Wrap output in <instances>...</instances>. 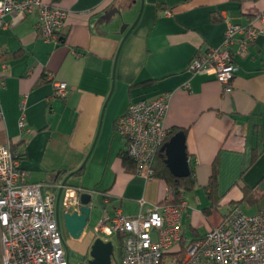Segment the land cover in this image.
Returning a JSON list of instances; mask_svg holds the SVG:
<instances>
[{"label":"crops","instance_id":"crops-1","mask_svg":"<svg viewBox=\"0 0 264 264\" xmlns=\"http://www.w3.org/2000/svg\"><path fill=\"white\" fill-rule=\"evenodd\" d=\"M45 1L69 11L62 41L41 37L37 12L7 16L9 25L0 26V145L22 153L29 182L63 179L94 191L96 207L82 238L85 261L97 238L109 241L97 231L105 217L117 209L134 216L167 196L163 179L129 172L122 159L126 142L116 120L142 100L169 94L166 127L185 132L197 180L185 194L186 240L205 236L234 207L264 211V33L247 55L235 57L230 93L212 74L190 68L195 55L222 46L227 20L260 27L264 0ZM113 8L122 16L103 19ZM56 83L67 84L64 98L53 96ZM215 161L220 203L205 216Z\"/></svg>","mask_w":264,"mask_h":264},{"label":"built area","instance_id":"built-area-1","mask_svg":"<svg viewBox=\"0 0 264 264\" xmlns=\"http://www.w3.org/2000/svg\"><path fill=\"white\" fill-rule=\"evenodd\" d=\"M36 12L41 37L59 42L69 11L45 0H0V26L9 25L7 16ZM257 21L260 27L227 20L222 46L195 55L190 68L212 74L223 91L230 93L238 69L235 57L247 55L251 43L264 33V14ZM4 85L0 76V86ZM67 91L66 83H56L53 96L64 98ZM169 108L170 95L165 94L131 104L116 120L115 129L125 139L124 151L135 163V174L145 179L155 177V159L169 136L165 124ZM3 118L0 111V121ZM26 126L22 113L20 131ZM22 160V153L10 143L0 145V264H89L71 262L58 216V211L60 216L80 212V194L85 191L63 179L53 184L29 182ZM167 199L168 193L163 202L134 216L117 209L113 217L104 218L97 231L106 237L121 235V264H264V211L247 214L236 207L205 236L188 241L184 237L185 196L178 204H169Z\"/></svg>","mask_w":264,"mask_h":264},{"label":"water","instance_id":"water-1","mask_svg":"<svg viewBox=\"0 0 264 264\" xmlns=\"http://www.w3.org/2000/svg\"><path fill=\"white\" fill-rule=\"evenodd\" d=\"M115 15L121 17L122 11L113 8L107 11L102 18L109 20ZM136 23L137 21L133 26ZM127 27V24L123 25L121 32L124 33ZM162 151L165 153L167 166L175 177L184 178L190 175V158L186 150L185 132L179 131L174 134L170 141L162 147ZM93 195L94 191L87 190L80 194L82 204L80 212H64L60 216L58 211L59 220L68 237L77 241L82 240L92 210L96 207ZM113 254V242L97 238L91 247L89 264H112Z\"/></svg>","mask_w":264,"mask_h":264},{"label":"trees","instance_id":"trees-1","mask_svg":"<svg viewBox=\"0 0 264 264\" xmlns=\"http://www.w3.org/2000/svg\"><path fill=\"white\" fill-rule=\"evenodd\" d=\"M62 41V39H60ZM179 129H173L170 131L169 136L164 143H168L171 139V137L179 132ZM163 145V146H164ZM256 155V154H255ZM122 159L124 162V165L129 172H135V163L130 158L127 157L125 151L122 153ZM154 171H155V177H158L160 179H163L168 188V199L167 203L169 204H178L180 203L183 196H185L186 193L192 192L195 190L197 186V180L194 172V166L191 165L190 168V175L184 178H177L175 177L169 170L167 163H166V156L165 153L162 151V147L160 151L158 152V155L154 162ZM218 161H215L213 165V172L211 174L209 183L206 187L207 190V199L209 201V205L203 209V213L205 216H209L213 210L217 209L220 203V198L218 196ZM59 181V180H58ZM57 182V181H56ZM249 195V194H248ZM236 208V207H234ZM120 247H121V235L118 236Z\"/></svg>","mask_w":264,"mask_h":264},{"label":"rangeland","instance_id":"rangeland-1","mask_svg":"<svg viewBox=\"0 0 264 264\" xmlns=\"http://www.w3.org/2000/svg\"><path fill=\"white\" fill-rule=\"evenodd\" d=\"M191 195L188 194L187 195V200L190 201L191 199ZM96 225H89V227L94 228ZM99 236H101L102 238H108L109 241L113 242L114 245V254H113V258H112V264H121V259H120V242L118 237L116 236H112V237H106L105 235L99 233ZM67 238V248L69 250V256L71 259V262H77V261H82L85 260L83 259L85 251L83 249L84 245L82 244V240L77 241L74 240L70 237H66ZM86 246V245H85Z\"/></svg>","mask_w":264,"mask_h":264}]
</instances>
